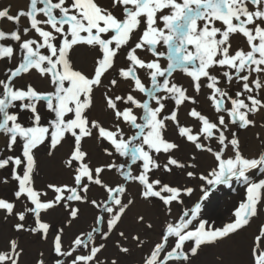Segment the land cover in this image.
<instances>
[{"label":"snow or ice","instance_id":"6c2138e0","mask_svg":"<svg viewBox=\"0 0 264 264\" xmlns=\"http://www.w3.org/2000/svg\"><path fill=\"white\" fill-rule=\"evenodd\" d=\"M0 20L14 25L10 31L0 28V61L6 65L0 78V170L8 173L0 184H8L10 177L16 183L15 200L23 201L18 211L14 201L0 198V211L5 220L15 218L17 233L40 234L44 240L53 231L43 219L51 210L64 209L69 226L79 219L81 205L95 213L91 229L75 235L68 247L65 228L54 230V264H118L115 258L101 259L114 232L120 237L115 247L129 254L121 242L129 237L119 226L136 203L131 185L138 188L139 199L160 205L166 217L143 264H192L203 247L239 235L264 211V150L244 155L232 131L256 127L253 117L264 113V0H111L107 7L99 0H26L15 13L11 5L0 8ZM237 36L245 46H233ZM85 46L94 53L90 71L77 68L71 56ZM177 72L188 78L187 87L177 81ZM33 74L47 85L45 90L18 85ZM98 89H103L105 120L92 115ZM201 94L214 118L198 109ZM182 107L188 108L195 130L181 122ZM42 110L52 116L46 124ZM22 112L30 113V125L22 122ZM170 127L196 153L211 156L206 173L197 171L196 154L188 160L176 156L181 145L167 137ZM257 138L264 145L259 133ZM86 139L101 145L105 162L92 163L83 148ZM46 141L49 157L69 144L62 166L70 182L47 183L39 190L36 152ZM174 170L200 183L173 185L156 178L157 172ZM106 173L116 182L106 181ZM234 182L244 188V197L233 218L215 226L203 218L204 202L213 189L231 188ZM93 188L103 198L92 197ZM29 217L33 226H26ZM137 222L153 228L143 215ZM131 239L137 247L146 243L139 234ZM22 253L11 239L0 251V264H20ZM248 256V264H264V224L252 237Z\"/></svg>","mask_w":264,"mask_h":264},{"label":"rangeland","instance_id":"374dc122","mask_svg":"<svg viewBox=\"0 0 264 264\" xmlns=\"http://www.w3.org/2000/svg\"><path fill=\"white\" fill-rule=\"evenodd\" d=\"M111 0H99L104 6H109ZM4 0H0V8L7 7L4 6ZM6 23H9L5 20H0V28L5 31H10V28L6 26ZM72 60L77 68L83 69L85 71H90L92 69V61L91 58L94 56V53L89 50L86 46L77 48L72 54ZM89 60V61H88ZM120 63L123 64V58H121ZM166 66V63H165ZM5 63L0 61V78L5 71ZM143 77V74H141ZM177 81L182 83L183 81L180 79L179 72L174 74ZM18 85H25L31 83L34 87L45 90L47 85L40 79L36 74L25 76L23 80H19ZM183 84L187 87L188 80H185ZM43 86V88H42ZM207 91V90H205ZM189 94H194L191 92V88L189 89ZM100 103V100L98 99ZM207 103V101H206ZM171 107V105H170ZM182 109L179 113V118L181 120ZM94 110V109H93ZM93 115V113H92ZM94 116V115H93ZM187 116V115H186ZM30 113L22 112L21 120L25 125H30L31 121L29 119ZM51 114L47 113L46 110H42V124H46L49 119H51ZM99 119L105 120L107 119L106 114L104 113ZM184 124L188 123L190 126H193L194 129L197 128L195 122L189 117L183 122ZM238 136L243 135L241 129L237 128ZM169 139L176 140L177 143L184 144V142L177 138L176 131L173 127H170L166 133ZM48 141L45 142V145H42L40 150L36 152V157L38 161V167L36 170V174L34 176L35 179V187L39 190H44L47 183H67L70 182L69 174L66 170H64L62 166V160L66 157V154L69 151V144L64 143L63 146H58L57 150L54 151V155L49 157L47 155L46 145ZM83 148L87 151L92 159L93 164L103 163L107 160L102 153L101 145L98 144L95 140L86 139ZM192 148V147H191ZM193 149V148H192ZM4 151L3 142L0 141V152ZM20 153V147H17L16 154ZM176 156L180 158V150L176 153ZM164 157L161 156V160ZM181 159V158H180ZM8 173L0 170V178L7 176ZM105 180L114 183L117 178L111 174L106 173L104 176ZM156 178H160L163 182L167 183L168 180L170 182L172 178V174L157 172ZM8 184H0V198L8 199L10 201H14L16 203L17 210L22 209L23 201H16L14 197V192L16 190V183L11 181ZM129 192L136 196V203L129 208L127 214L123 217V222L119 226V230H123L125 234L129 237L127 241H121L126 247L129 249H133L135 247V252L138 254V257L141 258V262H138L137 258L131 259L129 258L130 254H122L115 247V241L120 240V237L116 232H114L110 239L106 242V248L103 250L101 255V259H112L115 258L118 261V264H143V258L147 254L148 250L152 247V241L149 242V239H154V241L159 239L163 222L166 219L163 211L160 206L156 203L147 204L142 201L138 197V188L135 185H131L129 187ZM90 195L95 198H103V192L97 188H93ZM52 193L49 191V196L47 198H51ZM193 200V198H192ZM221 201V200H220ZM191 202H189L190 204ZM81 214L78 220L73 221L72 225H67V213L62 208H56L55 210H51L48 215L43 216V219L48 221L53 226V231H50L49 237L47 240L41 238L40 234H31L29 232H19L17 233L14 230V217H8L7 220L4 219V213L0 211V251L5 250L8 245V241L11 239H16L18 241L19 247L23 249V253L21 256L20 264H37L38 260L43 258L46 261V264H54L55 254L51 251V243L54 237V230L59 227L65 228V234L63 236V243L65 247H68L71 243V240L75 237V235L80 232H86L91 229L93 226L94 219V210L86 205H81ZM157 208V209H156ZM154 210L153 214H151V210ZM156 209V210H155ZM177 212V209L174 208V213ZM203 213V210H202ZM139 215H143L145 220L152 223V230L148 231L145 227L137 222V217ZM204 217V214H202ZM256 223L259 222L261 224L264 219V211H262L257 217H254L252 221L256 220ZM261 219V220H260ZM225 221H220V225L222 226ZM26 226H33V221L31 217L28 218ZM147 232V234H146ZM245 232V233H243ZM255 234L257 233L254 232ZM139 234L142 239L145 240V246L137 247L135 241L131 239L133 235ZM239 236L240 239H243L241 242L240 248L235 247L231 240H226L223 243H220L218 246H210L203 247V250L199 252L196 257L192 258V264H248V251L249 244L251 243V237L248 235L246 231H242ZM153 241V242H154ZM191 242H189V245ZM228 250V251H227ZM41 253H43V257H41ZM130 259V260H129ZM133 260V262H131Z\"/></svg>","mask_w":264,"mask_h":264},{"label":"bare ground","instance_id":"6f19581e","mask_svg":"<svg viewBox=\"0 0 264 264\" xmlns=\"http://www.w3.org/2000/svg\"><path fill=\"white\" fill-rule=\"evenodd\" d=\"M4 2H5L4 6L11 5V11L13 13H15L19 8L23 7L26 4V0H4ZM6 26L9 27L10 30H13V28H14V25L11 22L6 23ZM232 43H233L234 47H236L238 45L239 46H245L244 42H243V38L239 37V36L235 37L233 39ZM91 61L93 64L94 63L93 57L91 58ZM162 63H164V65H165L166 62H162ZM179 75H180L181 81H183V75L181 73H179ZM142 78H143L146 86H150V81L148 80V78L145 76H143ZM186 79L188 80V78L184 77V81H183L184 83H185ZM183 82H182V84H183ZM42 88H43V86H42ZM125 88H126L125 85H121L122 90ZM102 91H103V89H98L95 93V107H94V110L92 111V113H93L94 117H96V118H100L105 113L103 110ZM191 92H192V90H191ZM137 95L141 99L145 98L141 94H137ZM98 99L100 100V103L98 102ZM197 99L199 101V104L197 105L198 109L201 110L204 114L209 115L210 117L214 118L213 109L210 107V103L206 100L205 95L201 94L197 97ZM206 101H207V103H206ZM190 107H191V105H189V108ZM187 111H188V108L183 107L182 113H181V122L182 123L188 118V116H186ZM253 118L256 120L257 126L256 127H249L248 129H241L240 131L243 132L242 133L243 135L238 136V138L241 142V149H242L244 155L249 156V157L256 155L261 150H264V145L261 144V139L257 138V133L260 134L261 138H264V128L260 127V125L264 124V113H257L255 115V117H253ZM186 124L189 125L188 123H186ZM232 131H235L237 133L238 130L236 127H233ZM180 145H181V147H180V158H181V160H188L192 154H196L197 155V162H198L197 171H201V172L206 173V171L209 169V167L213 163L211 156H209L207 154L196 153V150L194 149V147L185 143V142H184V144L180 143ZM166 182L173 184V185H185V184H187L188 186H194V185H198L200 183L199 180H193V181L188 180L186 178V176L184 175L182 170H174V174H172V178H171L170 182L168 180ZM198 191L199 190L197 189V194H198ZM243 197H244V188L240 184L235 183V182L232 184L231 188L226 186V185H222V186H219V187L213 189L212 193L210 194L209 199L204 202L203 213H202V214H204L203 218L209 220L210 222H214L215 226H218V227L220 225L219 224L220 221H225L224 223L229 222L230 219L233 218L231 213H232L234 207L238 205L239 201L241 199H243ZM192 198L194 201L196 199V195H194ZM186 200H187V198H186ZM188 202H191V201H188ZM157 206H158V204H157ZM160 208L163 211L161 206H160ZM150 210H151V214H153L154 210L149 209V212H150ZM256 221H257V219L254 221H251L250 225L244 230L248 233V235L251 237V239L255 235L254 232H256V231L258 232L259 227L262 224H264V219L262 220L260 225H259V222L256 223ZM243 233H245V232H243ZM239 236H241V235L240 234L234 235L230 239L231 242L234 244V246L238 247V248L242 247L240 241H243V239H240ZM151 241L153 242L154 239L153 238L149 239L150 243H151ZM129 254H130L129 258L135 259V257H136L138 262H141V258H139L138 254L135 252V247L133 249H130ZM131 262H133V260H131ZM211 263L212 262H210L209 264H211Z\"/></svg>","mask_w":264,"mask_h":264}]
</instances>
